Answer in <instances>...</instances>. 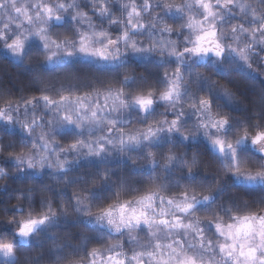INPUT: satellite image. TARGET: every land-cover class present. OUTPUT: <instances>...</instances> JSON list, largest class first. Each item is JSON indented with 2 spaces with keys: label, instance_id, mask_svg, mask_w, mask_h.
Returning a JSON list of instances; mask_svg holds the SVG:
<instances>
[{
  "label": "clouds",
  "instance_id": "clouds-1",
  "mask_svg": "<svg viewBox=\"0 0 264 264\" xmlns=\"http://www.w3.org/2000/svg\"><path fill=\"white\" fill-rule=\"evenodd\" d=\"M0 264H264V0H0Z\"/></svg>",
  "mask_w": 264,
  "mask_h": 264
},
{
  "label": "snow or ice",
  "instance_id": "snow-or-ice-1",
  "mask_svg": "<svg viewBox=\"0 0 264 264\" xmlns=\"http://www.w3.org/2000/svg\"><path fill=\"white\" fill-rule=\"evenodd\" d=\"M240 229H237V231L239 232Z\"/></svg>",
  "mask_w": 264,
  "mask_h": 264
}]
</instances>
